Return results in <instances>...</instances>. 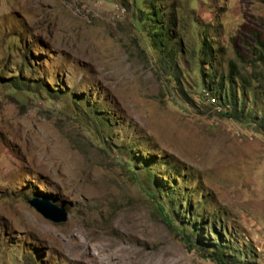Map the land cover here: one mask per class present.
Segmentation results:
<instances>
[{
	"label": "rangeland",
	"instance_id": "1",
	"mask_svg": "<svg viewBox=\"0 0 264 264\" xmlns=\"http://www.w3.org/2000/svg\"><path fill=\"white\" fill-rule=\"evenodd\" d=\"M219 82L248 119L220 115ZM220 245L264 264V0H0V264Z\"/></svg>",
	"mask_w": 264,
	"mask_h": 264
},
{
	"label": "trees",
	"instance_id": "2",
	"mask_svg": "<svg viewBox=\"0 0 264 264\" xmlns=\"http://www.w3.org/2000/svg\"><path fill=\"white\" fill-rule=\"evenodd\" d=\"M149 15V14H148ZM150 16V15H149ZM138 20H144V24L145 25H151V23L148 21L149 19L146 17H144V14L142 12H140L139 17L136 18ZM133 19V20H136ZM162 20V18H161ZM153 27L154 24L152 23ZM151 25V27H152ZM156 29H158V31H161L160 27H157ZM162 37V33L159 34ZM149 36V34H148ZM159 43L163 44V41L161 39H157L154 41H151V46L155 47L158 46ZM207 51H210V49L208 48V44L205 40H203V42L201 43V48H200V54L201 55H206ZM229 82V81H228ZM230 84V82H229ZM211 85V83H210ZM208 93L214 91L213 96H215V104L217 108H223L224 112H219L221 116L229 118L231 120H235V121H239L241 122L242 120L248 119L249 114L251 113V110H244V105H243V101H242V106L241 108H239L237 102H236V98L235 95L233 93L232 88L230 89V94H229V98L230 99H225L221 93L222 91V82H219L218 86L216 88H212L210 86H208ZM211 95V94H210ZM244 96V95H243ZM214 108V107H213ZM164 194L166 192H163ZM150 195L153 197V194L150 193ZM162 196V194H161ZM165 196V195H164ZM185 207H188V202L185 201L184 202ZM160 211L164 210V207L159 205L158 208ZM169 225L172 227L174 226V223L171 221V219L166 218ZM193 234V233H192ZM192 234H186L182 237L183 241H185L186 243L191 242L190 239L192 238ZM206 248V247H205ZM204 251H206L204 249ZM230 250L227 248V246L224 245H220L215 247L213 250H208L207 249V256L208 258H210L215 264H247L246 262H242L243 260L241 259V257L237 256V255H231Z\"/></svg>",
	"mask_w": 264,
	"mask_h": 264
},
{
	"label": "water",
	"instance_id": "3",
	"mask_svg": "<svg viewBox=\"0 0 264 264\" xmlns=\"http://www.w3.org/2000/svg\"><path fill=\"white\" fill-rule=\"evenodd\" d=\"M29 205L33 207L39 214H41L45 219L55 223L60 224L66 221V214L62 209H58L54 206H46L37 200H30ZM59 213V215H58Z\"/></svg>",
	"mask_w": 264,
	"mask_h": 264
}]
</instances>
